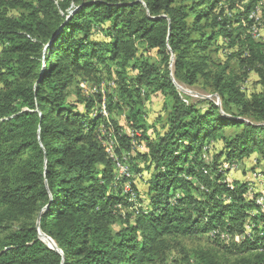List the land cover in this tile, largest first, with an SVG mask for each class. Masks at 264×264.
<instances>
[{
    "label": "trees",
    "instance_id": "16d2710c",
    "mask_svg": "<svg viewBox=\"0 0 264 264\" xmlns=\"http://www.w3.org/2000/svg\"><path fill=\"white\" fill-rule=\"evenodd\" d=\"M242 1L0 0V264H161L171 241L212 231L227 253L202 250L201 264H225L227 254L234 264H264L259 193L248 198L252 185L227 181L223 169L252 153L254 163L264 160V42L249 33L255 0ZM217 38L237 47L227 60L253 69L260 91L246 96L228 61L210 60ZM140 44L158 60L138 57ZM106 61L119 69L113 83L146 141L137 157L150 170L146 205L124 214L131 204L122 186L136 189L127 176L116 179L103 142L112 140L120 160L133 138L109 115L113 95L98 76ZM78 78L97 87L88 97L75 92L83 111L67 101ZM173 79H203L221 108L187 104ZM149 91L163 96L152 135L131 103ZM216 137L221 148L205 156L203 145ZM221 234L232 242L222 244Z\"/></svg>",
    "mask_w": 264,
    "mask_h": 264
},
{
    "label": "rangeland",
    "instance_id": "374dc122",
    "mask_svg": "<svg viewBox=\"0 0 264 264\" xmlns=\"http://www.w3.org/2000/svg\"><path fill=\"white\" fill-rule=\"evenodd\" d=\"M9 14H14V11H10ZM262 23L263 26L260 29L261 36L258 38H253L256 42H264V10L262 14ZM219 46L221 48H219ZM223 46V42L220 38H217L211 43L206 54L210 56V60L215 63L223 64L228 61L227 70L232 71L236 76H238V84L240 85V89L242 92L249 96L252 92H257L261 90V84L257 73L251 69L243 73V69L239 66L237 59L231 58L227 60V55L229 52L237 49L234 47L233 49H227ZM147 47L144 44H140L137 48V56H142L143 58L149 59L150 61H157L158 57L155 54V51L152 49L146 50ZM133 64V60H130L125 66L124 70L126 72L125 78L129 81V78L134 76V71L131 69V65ZM100 75L102 77L101 85L102 88L111 92L113 97L110 102V109L108 110L109 115L117 122L118 125L121 126L122 130L130 136V133L134 132L132 130L131 123L127 121V116L129 113L130 105H126L122 99H120V95L118 90H116V84H113L114 76L116 75V79H118L117 71L119 70L114 62L106 61L104 63L99 64ZM112 75V76H110ZM90 81L76 79L75 83L68 88L67 101L75 102L76 108L79 111H83V103L76 100L77 95L76 91L79 92L80 97H88L91 91L90 88L93 86ZM173 83L182 97V99L187 104L195 103L200 107H205L207 102H212L216 106L221 108V102L219 96L213 92L212 88L206 81L203 79L197 81L193 85H187L181 82H178L173 79ZM134 101L133 108L141 109V119L140 123L147 127L146 134L152 135L154 125L157 130L160 126L158 119L163 115V96L157 91H149L145 94L140 93L139 98H133ZM107 143V142H106ZM133 144V148L130 153L123 154V158L120 160L113 159L115 165V173L116 179H122L123 176H127L128 181L131 180L133 185L135 186L136 191L131 192L130 186L128 182H125L122 186L123 193H129V202L130 206L127 208L121 207V213H130L131 211L140 208V206L146 205L147 198V187H148V179L150 176V170L146 169V163H144L139 157H137L138 153L146 151V141L141 137V131L137 130L134 134V137L131 141ZM105 144V142H104ZM221 141L219 138L210 139L207 143H205L202 147V151H205V156L213 155L215 152L221 148ZM114 149V146L112 147ZM115 157V156H114ZM258 158L256 153H252L246 157H244L241 161L236 164L234 169L225 168V164L223 169L225 170V176L227 181L231 180H240L247 181L252 185V191L247 193L248 198H251L253 193H259L258 200L264 201V160L258 161L257 164L254 163V160ZM234 164V163H233ZM255 164V165H254ZM255 214V213H252ZM118 227V223L114 225V228ZM211 233L207 235H201L197 237H182L176 239V241H171V247L167 252L166 260L161 264H201V257L199 253L203 250H210L211 253L216 252V256L220 257L223 254H226L225 250L218 246L212 241ZM252 234V223H248L244 226V235L251 236ZM43 240L46 244L51 245L50 240L46 237L42 236ZM239 238H243L240 236ZM237 238V239H239ZM235 240L233 239V242ZM227 242H232L231 236L228 237L226 242H221L222 244H226ZM228 259L225 264H234V256L228 255Z\"/></svg>",
    "mask_w": 264,
    "mask_h": 264
},
{
    "label": "built area",
    "instance_id": "2783aa9c",
    "mask_svg": "<svg viewBox=\"0 0 264 264\" xmlns=\"http://www.w3.org/2000/svg\"><path fill=\"white\" fill-rule=\"evenodd\" d=\"M248 0H243L241 4H245L247 3ZM263 10H264V0H255L252 8L250 9L249 13H248V20L251 21V25L249 27V33L252 35L253 38H258L261 36L260 34V29L263 26V21H262V14H263ZM114 84V83H113ZM100 87L102 88V85H100ZM90 93H94L97 91V87L96 86H91L90 88ZM102 91V90H101ZM103 92V91H102ZM100 112L103 115H106V109H105V105H104V97H103V101L100 105ZM136 133V131L130 133V137L133 138L134 134ZM105 142V144H104ZM103 142L104 146H105V150L106 153L108 154V156L112 159H116V157H114V149L112 148L113 142L112 140L108 139L105 140ZM107 142V143H106ZM236 167V164L231 163V164H225V168L226 170L228 169H234ZM258 198V197H257ZM256 198V202L257 204L260 206V210L264 211V201H259ZM217 231H212L210 232V235L215 234ZM222 237L227 238L228 235L226 234H221Z\"/></svg>",
    "mask_w": 264,
    "mask_h": 264
},
{
    "label": "water",
    "instance_id": "95a60500",
    "mask_svg": "<svg viewBox=\"0 0 264 264\" xmlns=\"http://www.w3.org/2000/svg\"><path fill=\"white\" fill-rule=\"evenodd\" d=\"M40 236H44V235L40 234Z\"/></svg>",
    "mask_w": 264,
    "mask_h": 264
},
{
    "label": "bare ground",
    "instance_id": "6f19581e",
    "mask_svg": "<svg viewBox=\"0 0 264 264\" xmlns=\"http://www.w3.org/2000/svg\"><path fill=\"white\" fill-rule=\"evenodd\" d=\"M43 239V238H42Z\"/></svg>",
    "mask_w": 264,
    "mask_h": 264
}]
</instances>
